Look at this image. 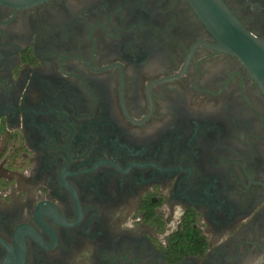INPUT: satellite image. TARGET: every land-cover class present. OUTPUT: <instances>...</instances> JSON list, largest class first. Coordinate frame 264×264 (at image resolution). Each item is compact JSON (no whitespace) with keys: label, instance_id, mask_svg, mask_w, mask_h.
<instances>
[{"label":"flooded vegetation","instance_id":"obj_1","mask_svg":"<svg viewBox=\"0 0 264 264\" xmlns=\"http://www.w3.org/2000/svg\"><path fill=\"white\" fill-rule=\"evenodd\" d=\"M218 45L188 0H0V264H264V93Z\"/></svg>","mask_w":264,"mask_h":264},{"label":"water","instance_id":"obj_2","mask_svg":"<svg viewBox=\"0 0 264 264\" xmlns=\"http://www.w3.org/2000/svg\"><path fill=\"white\" fill-rule=\"evenodd\" d=\"M14 1L38 3L43 0ZM188 1L216 36L218 48L238 57L264 93V42L247 31L222 0Z\"/></svg>","mask_w":264,"mask_h":264}]
</instances>
